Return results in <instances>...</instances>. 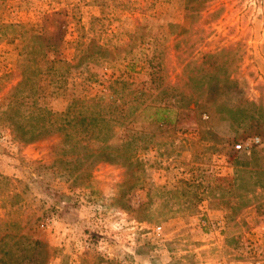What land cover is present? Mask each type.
<instances>
[{"label": "rangeland", "instance_id": "obj_1", "mask_svg": "<svg viewBox=\"0 0 264 264\" xmlns=\"http://www.w3.org/2000/svg\"><path fill=\"white\" fill-rule=\"evenodd\" d=\"M4 1L2 24L39 30L45 14L74 8L90 37L125 43L126 61L138 59L133 71L121 61L120 67L103 64L100 78L86 85V75L75 70L58 89L48 75L40 76L36 100L55 115H66L74 98H92L112 77L143 82L150 68L159 66L174 80L180 65L168 23L189 29L182 39L186 56L227 50L220 62L230 64L236 85L215 88L207 97L237 110L218 120L212 107L214 127L190 112L175 132L139 134L140 166L95 164L79 180L82 186L69 183V170L76 166L60 162L72 158L65 157L62 136L45 134L24 145L0 129V218H39L38 234L54 249L50 264H104L98 255L109 264H264V169L252 170L251 157L264 150V0H205L202 23L212 21L207 18L212 12L220 15L206 24L193 54L187 48L198 37L185 18L184 0H122L124 5L116 0L108 7L99 0ZM4 32L9 37L0 41V76L14 70L22 46L14 29ZM77 35L74 30L68 41ZM71 57V51L65 53ZM250 116L262 125V136L248 138ZM121 138L106 136L102 142L118 145ZM64 193L65 202L56 205Z\"/></svg>", "mask_w": 264, "mask_h": 264}, {"label": "trees", "instance_id": "obj_2", "mask_svg": "<svg viewBox=\"0 0 264 264\" xmlns=\"http://www.w3.org/2000/svg\"><path fill=\"white\" fill-rule=\"evenodd\" d=\"M99 1L103 7H108L111 1L117 3L116 0ZM4 3L2 0L0 7ZM205 3V0H184L185 18L190 21L198 37L187 48L192 54L195 49L193 45L204 40L206 24L216 21L220 15V10L212 12L207 17L212 21L206 19L203 24ZM118 5H124L122 0ZM76 17L77 10L68 7L45 14L40 19L39 30L29 29L22 24L0 23V41L9 37L4 32L5 28L14 29L17 38L22 40L14 70L0 76V129H7L15 141L24 145L36 142L45 134L62 136L63 142L68 145L65 157L72 158L60 162L76 166L69 170L72 179L67 181L71 186L79 185V180L90 175L93 166L101 162L127 168L140 166L137 145L141 137L139 134H156L162 128L175 132L178 124L190 112L194 113L201 124L211 121V126L214 127L210 114L214 106L219 115L218 120L224 119L222 114L225 112H236L237 109L228 110L207 97L215 88L236 85L234 71L229 70L230 64L220 62V56L227 50L204 52L199 59L192 55L186 56L182 39L189 34V29L182 28L177 23L166 24L168 34L175 40L173 48L180 65V72L174 80L166 74V68L152 66L146 81L136 82L133 78L126 79L122 75L112 77L108 83H102V90L92 98H74L66 115L58 116L39 106L36 96L42 75H48L51 85L58 89L63 87L58 84L66 81L74 70L86 75L83 81V85H86L97 78V69L103 64L116 65L121 61L126 71H133L139 65L137 58L126 61L124 55L129 45L104 43L90 37ZM74 30L78 35L70 42L68 36ZM68 51L72 52L70 59L65 58ZM99 78L93 81L98 82ZM204 114H207V121L202 120ZM249 118L252 125L245 131L250 134L248 138L262 136V125L253 116ZM117 134H122L118 145L102 142L104 137L113 138ZM126 135L129 139L125 141ZM93 142L99 145L92 147ZM251 157L255 162L252 170L261 172L264 169L261 165L264 150L254 151ZM65 194L57 196L56 205L65 202ZM39 221V218L25 219L13 215L0 218V264L51 263L54 249L38 234L41 227ZM97 260L104 264L110 263L100 255Z\"/></svg>", "mask_w": 264, "mask_h": 264}, {"label": "built area", "instance_id": "obj_3", "mask_svg": "<svg viewBox=\"0 0 264 264\" xmlns=\"http://www.w3.org/2000/svg\"><path fill=\"white\" fill-rule=\"evenodd\" d=\"M255 143H259V139L257 138L256 140H255ZM236 149L237 150H242L243 149V146L242 145H238V146H236Z\"/></svg>", "mask_w": 264, "mask_h": 264}]
</instances>
